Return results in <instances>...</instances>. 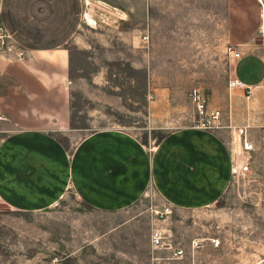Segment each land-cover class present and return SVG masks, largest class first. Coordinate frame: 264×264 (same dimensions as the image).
Returning a JSON list of instances; mask_svg holds the SVG:
<instances>
[{
	"label": "crops",
	"instance_id": "0c3cea01",
	"mask_svg": "<svg viewBox=\"0 0 264 264\" xmlns=\"http://www.w3.org/2000/svg\"><path fill=\"white\" fill-rule=\"evenodd\" d=\"M85 5L107 19L105 25L93 19L90 42ZM262 22L264 0H0L1 206L42 213L43 239L51 248V241L77 239L74 231L67 235V218L51 212L69 192L98 212L124 211L147 193L171 209L190 199L179 193L210 185L218 170L232 175L224 129L195 127V113L182 114L184 104L170 105L177 125L149 149L139 133L125 129L83 134L84 126L74 123V65H210L222 57L230 64L228 81L237 79L250 90L246 97L244 89L227 84L222 125L264 128ZM186 87L175 92L174 84L157 86L155 96L184 95ZM163 105L156 100L150 113L157 117ZM68 256L76 259L73 251Z\"/></svg>",
	"mask_w": 264,
	"mask_h": 264
},
{
	"label": "rangeland",
	"instance_id": "374dc122",
	"mask_svg": "<svg viewBox=\"0 0 264 264\" xmlns=\"http://www.w3.org/2000/svg\"><path fill=\"white\" fill-rule=\"evenodd\" d=\"M120 2L110 0L112 4ZM84 14V35L90 42L89 30L95 27L96 21L105 25L107 19L90 5L84 6ZM99 59L101 61L102 57ZM229 68L228 59L224 61L222 57L219 63L210 65L146 64L139 68L120 63L75 64L72 107L75 109L74 123L84 126L83 134L107 127L125 129L139 133L141 142L148 149L152 148L177 125L171 119V104H184L183 116L193 111L192 124L198 125L195 107L188 96L191 89H198L207 108L220 112L219 123L210 125L209 129H224L231 165L247 161L249 172L229 175L223 169L218 170L219 174L212 178L210 185L196 186L195 192L179 193L190 199L179 200L180 204L171 207V214L163 218H159L157 212L164 207V201L155 193H147L124 211L106 213L89 208L69 192L51 212L67 218V235L74 231L77 239L67 236L63 241H51V248L50 241L43 239L42 213H15L0 204V264H57L62 261L158 264L155 259H168L170 252L151 247L153 230L161 231L164 243L183 250L179 260H165L160 264H264V128L247 129L253 151L246 153L233 130L222 125L227 115L221 106L228 104ZM157 75L175 79L156 80ZM171 84L175 92L187 86L186 94L155 96L157 86ZM156 100L164 104L157 117L149 110V105H154ZM150 114L152 120H149ZM64 145L70 148L74 144L64 142ZM214 242L218 245L214 246ZM70 244L79 245L72 249ZM72 251L75 260L68 258Z\"/></svg>",
	"mask_w": 264,
	"mask_h": 264
},
{
	"label": "built area",
	"instance_id": "2783aa9c",
	"mask_svg": "<svg viewBox=\"0 0 264 264\" xmlns=\"http://www.w3.org/2000/svg\"><path fill=\"white\" fill-rule=\"evenodd\" d=\"M262 28L264 29V22H262ZM4 37L3 34V29L0 25V40H2ZM143 40H146V38H143ZM235 59L239 58L238 53L233 54ZM228 87L229 88H240L244 89L246 92V97L250 95V90L248 88H245L244 84L237 79H233L228 82ZM189 98L192 101L195 111H196V119L198 125H194L195 127L202 129V130H210L209 126L218 124L219 120L221 118L220 112L217 110H209L206 106L205 103V98L203 94L198 90V89H191L189 92ZM231 130H233V135L237 137L241 148L244 152L249 153L253 151V144L248 141L247 138V131L246 128H238V127H231L229 126ZM249 172V165L248 162L245 161V163L242 162L241 165H232L231 167V174H245ZM171 214V209L169 207H163L161 211L157 212V215L159 218H163ZM164 237L159 230H153L150 236V243L151 247L154 250H160L164 249L165 251L170 252V258L168 259H163V258H156L154 262L160 264L161 262H164L165 260L170 261V260H179L183 256V250L181 249H173V247L170 244H166L163 242ZM214 246H217L218 243L214 242Z\"/></svg>",
	"mask_w": 264,
	"mask_h": 264
},
{
	"label": "bare ground",
	"instance_id": "6f19581e",
	"mask_svg": "<svg viewBox=\"0 0 264 264\" xmlns=\"http://www.w3.org/2000/svg\"><path fill=\"white\" fill-rule=\"evenodd\" d=\"M88 21H89V23L91 22V20H89V19H88Z\"/></svg>",
	"mask_w": 264,
	"mask_h": 264
}]
</instances>
